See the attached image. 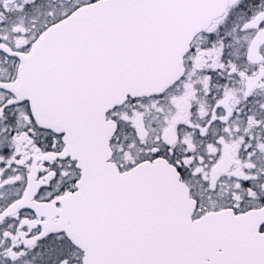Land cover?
Here are the masks:
<instances>
[{
    "label": "snow or ice",
    "instance_id": "6c2138e0",
    "mask_svg": "<svg viewBox=\"0 0 264 264\" xmlns=\"http://www.w3.org/2000/svg\"><path fill=\"white\" fill-rule=\"evenodd\" d=\"M0 264H264V0H0Z\"/></svg>",
    "mask_w": 264,
    "mask_h": 264
}]
</instances>
